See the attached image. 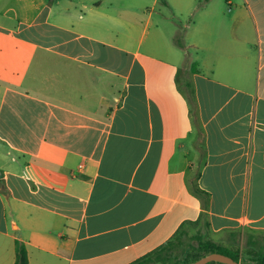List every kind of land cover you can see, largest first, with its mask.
<instances>
[{"label":"crops","instance_id":"obj_1","mask_svg":"<svg viewBox=\"0 0 264 264\" xmlns=\"http://www.w3.org/2000/svg\"><path fill=\"white\" fill-rule=\"evenodd\" d=\"M190 227L264 255V0H0V264Z\"/></svg>","mask_w":264,"mask_h":264},{"label":"trees","instance_id":"obj_2","mask_svg":"<svg viewBox=\"0 0 264 264\" xmlns=\"http://www.w3.org/2000/svg\"><path fill=\"white\" fill-rule=\"evenodd\" d=\"M187 238H189L187 229H180L174 238H172V240H170L166 245L137 264H192L201 257L210 253L225 254L232 257L234 260L239 261L238 254H233L226 247H223L209 239H202L201 237L196 236L199 243L197 248H194L186 242ZM254 261L257 264H264V255H259ZM15 264H28L27 251L19 241L16 242ZM209 264L219 263L212 262Z\"/></svg>","mask_w":264,"mask_h":264},{"label":"water","instance_id":"obj_3","mask_svg":"<svg viewBox=\"0 0 264 264\" xmlns=\"http://www.w3.org/2000/svg\"><path fill=\"white\" fill-rule=\"evenodd\" d=\"M219 263V264H241L239 261L234 260L232 257L221 254V253H210L201 257L192 264H209V263Z\"/></svg>","mask_w":264,"mask_h":264},{"label":"rangeland","instance_id":"obj_4","mask_svg":"<svg viewBox=\"0 0 264 264\" xmlns=\"http://www.w3.org/2000/svg\"><path fill=\"white\" fill-rule=\"evenodd\" d=\"M206 1L207 0H200V2L202 4L206 3ZM176 23L178 24L176 29L178 31H182V25L178 21H176ZM187 231L189 234V238L186 239V242H188L194 248H197L198 243H199L198 239H196V236H199L202 239H207V237H208L207 233H205L204 230H199V228H197V227H190L187 229Z\"/></svg>","mask_w":264,"mask_h":264}]
</instances>
